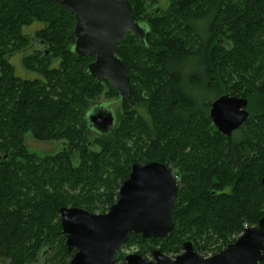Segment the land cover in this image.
<instances>
[{
  "label": "trees",
  "instance_id": "1",
  "mask_svg": "<svg viewBox=\"0 0 264 264\" xmlns=\"http://www.w3.org/2000/svg\"><path fill=\"white\" fill-rule=\"evenodd\" d=\"M128 1L149 41L128 32L119 45L132 98L93 140V103L105 86L119 93L86 73L94 55L72 53L76 16L55 0H0V264H69L60 209L105 214L134 164H164L179 180L172 234L127 243L147 261L157 247L176 258L186 242L215 256L264 217V0ZM18 54L33 78L18 75ZM224 96L248 101L231 138L210 119ZM29 134L65 146L40 156Z\"/></svg>",
  "mask_w": 264,
  "mask_h": 264
},
{
  "label": "water",
  "instance_id": "2",
  "mask_svg": "<svg viewBox=\"0 0 264 264\" xmlns=\"http://www.w3.org/2000/svg\"><path fill=\"white\" fill-rule=\"evenodd\" d=\"M76 16L75 44L72 53L77 59L95 56L86 73L98 85L109 81L119 93V101L132 98L131 77L118 56L119 45L132 32L140 40L149 41V32L136 23L128 0H55ZM248 101L224 96L216 100L210 119L220 133L233 136L249 119ZM89 128L107 135L116 125V116L106 105L92 108ZM264 186V179L262 180ZM178 180L164 164H134L129 178L118 193L117 200L105 214H93L81 208H62L60 218L65 247L75 252L69 264H261L264 262V217L245 231L219 254L204 258L186 242L183 253L176 258L154 250L150 260L139 254L114 260L132 235L143 239H166L174 231L173 212L178 198Z\"/></svg>",
  "mask_w": 264,
  "mask_h": 264
},
{
  "label": "rangeland",
  "instance_id": "3",
  "mask_svg": "<svg viewBox=\"0 0 264 264\" xmlns=\"http://www.w3.org/2000/svg\"><path fill=\"white\" fill-rule=\"evenodd\" d=\"M157 1V7L159 9H166L169 6V0H156ZM40 28L38 24H34L33 26L26 28L25 33L28 34L30 37H32L35 32ZM13 63L17 66V73L19 76H23L26 78H33L34 75L28 73L25 71V69L21 66L22 65V56L19 54L12 58ZM211 99H213L211 97ZM97 105H106L108 109H111L116 118H117V125L120 124V120L124 114V105L115 98L114 95L110 94V90L108 86H105V89L100 94L99 98L93 103L92 108H94ZM132 107L134 105L132 104ZM98 133L92 134V139L95 140L98 138ZM27 146L31 150V152H34L40 156H47V155H55L62 151V149L65 146V142H40L35 140L32 135H28L26 138ZM75 165H77L78 159L75 158ZM155 250H160L159 247L154 248ZM139 246L136 244H132L131 246H127V244L121 248L120 255L128 256L132 254H139ZM171 258H173L171 256ZM148 259H151V256H148Z\"/></svg>",
  "mask_w": 264,
  "mask_h": 264
},
{
  "label": "flooded vegetation",
  "instance_id": "4",
  "mask_svg": "<svg viewBox=\"0 0 264 264\" xmlns=\"http://www.w3.org/2000/svg\"><path fill=\"white\" fill-rule=\"evenodd\" d=\"M105 82H106V81H105ZM108 82H109V81H108ZM116 123H117V118H116ZM235 132H236V131H235ZM235 132H234V133H235ZM234 133H233V134H234ZM172 173H173V172H172ZM173 174L175 175V173H173ZM175 177H176V176H175ZM176 178H177V177H176ZM177 180H178V178H177ZM178 185H179V180H178ZM123 262H124V261H123ZM123 262H121V263H123Z\"/></svg>",
  "mask_w": 264,
  "mask_h": 264
}]
</instances>
